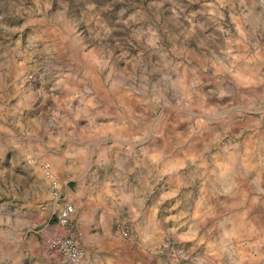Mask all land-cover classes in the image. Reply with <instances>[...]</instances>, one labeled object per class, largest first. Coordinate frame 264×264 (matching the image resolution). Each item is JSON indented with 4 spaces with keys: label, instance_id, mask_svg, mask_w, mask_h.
Masks as SVG:
<instances>
[{
    "label": "clouds",
    "instance_id": "obj_1",
    "mask_svg": "<svg viewBox=\"0 0 264 264\" xmlns=\"http://www.w3.org/2000/svg\"><path fill=\"white\" fill-rule=\"evenodd\" d=\"M0 264H264V0H0Z\"/></svg>",
    "mask_w": 264,
    "mask_h": 264
}]
</instances>
